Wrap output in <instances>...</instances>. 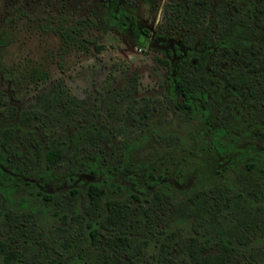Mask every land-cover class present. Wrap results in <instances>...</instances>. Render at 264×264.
Masks as SVG:
<instances>
[{
  "label": "rangeland",
  "instance_id": "1",
  "mask_svg": "<svg viewBox=\"0 0 264 264\" xmlns=\"http://www.w3.org/2000/svg\"><path fill=\"white\" fill-rule=\"evenodd\" d=\"M106 1L0 0V239L36 264H213L215 254L264 264V174L235 155L264 159V96L224 93L220 79L224 88H210L215 134L171 92L180 52L215 49L219 37L245 43L231 46L248 62L234 59L257 88L264 0H178L197 8L184 27L168 19L167 0H119L147 29L142 41L106 20ZM229 140L219 155L215 141ZM89 181L105 189L97 244L85 232Z\"/></svg>",
  "mask_w": 264,
  "mask_h": 264
},
{
  "label": "trees",
  "instance_id": "2",
  "mask_svg": "<svg viewBox=\"0 0 264 264\" xmlns=\"http://www.w3.org/2000/svg\"><path fill=\"white\" fill-rule=\"evenodd\" d=\"M119 0H107L105 5L107 7L105 18L110 21L109 23L114 26H119V20L121 16H127V13L122 7H120ZM168 2H171L172 15L168 16V19L172 22L180 21L181 26H194L197 21H194V13L197 9L193 6V1L182 2L178 0H167L164 4V12L167 11ZM199 2H201L199 0ZM168 3V4H167ZM73 29L80 33L82 31V25L77 27L72 26ZM191 35H184V37H190ZM217 36V35H216ZM65 38V37H64ZM180 40L184 38L180 37ZM191 38H194L191 36ZM217 46L215 49H202L197 53H193L191 58L187 54H181L178 62L176 75L173 78V88L171 89L174 94V105L178 109H182L191 114H197L198 116L203 117L204 126L206 130L213 131L215 134H219V128H215L216 125L212 120L211 112L212 106L210 102L211 92L210 88L214 87L219 88L223 87L222 78L226 79L228 85L225 87L224 93L230 91L231 88H241V92L247 98L254 97L259 94L264 96V75L259 78L258 87L254 88L253 78L250 76L249 72L251 69L247 67H242L239 62L235 61V54H238L240 60L245 61L246 63L249 60V53L245 50H237L233 46L236 44L244 45L243 41L238 39H222L218 38ZM89 41L88 38H86ZM142 41V40H140ZM233 45V46H231ZM192 59L194 60L192 62ZM224 64L225 70L223 75L226 77L213 76L211 74L216 73L218 67ZM186 65L190 66L189 69H185ZM205 65L208 66L210 73H207L205 70ZM224 88V87H223ZM215 130V131H214ZM224 143V142H223ZM217 143L215 141L214 150H222L226 146L227 141L224 144ZM56 153H59L53 148H48L45 151V157L48 161H53L56 157ZM85 157H90L93 159V155L87 152ZM253 166H257L253 161H249ZM249 162L247 163L248 166ZM87 201L83 208V212L86 218L85 228L88 241L91 244H97L98 240V228L97 224H101L102 220L107 216L103 215L104 208L102 205V198L105 192L103 184L100 181H89L85 186ZM43 197H48L44 193H41ZM108 206V202H104ZM112 206L110 205V207ZM165 242V241H164ZM161 242L158 246V251L160 255H163L169 249V243ZM67 244H71L70 241H66ZM39 258L45 257L40 253ZM225 255L215 254L213 257L215 260L212 261L213 264H227L223 261ZM39 258L36 259L40 263L42 262ZM79 264H90L85 260L84 256L79 257L78 259L74 258ZM104 261L109 264H130L127 260H122L119 258H114L112 261H109L108 257H105ZM57 263L56 259L51 257L47 264ZM0 264H36L35 261H28L22 254V252L14 245L11 241L6 239H0Z\"/></svg>",
  "mask_w": 264,
  "mask_h": 264
},
{
  "label": "flooded vegetation",
  "instance_id": "3",
  "mask_svg": "<svg viewBox=\"0 0 264 264\" xmlns=\"http://www.w3.org/2000/svg\"><path fill=\"white\" fill-rule=\"evenodd\" d=\"M122 25L128 26L129 29L131 30V32L135 35V37H137L139 39V41L140 40H143V38L145 39V38L148 37L147 29H145V28H138L137 25H135V23L133 21H131V18L128 15L125 16V17L124 16H121V19L119 20V26H122ZM181 54H185V53L184 52H180V55ZM180 55H179V57H180ZM178 59H177V62H178ZM193 61L194 60L192 59V62ZM177 62H176V66H177ZM173 78H172V85H173ZM172 88H173V86L171 87V89ZM232 142L233 141H231V140L227 141L226 146H224V148L222 150H218V154L221 155V152H223L224 149L227 148L228 146H231V143ZM235 155H236V159L237 160H241L242 165L246 169L251 170V171L256 170L257 172H260V173L264 174V159H263V157L259 153L252 152V153L246 155L243 151H239ZM233 157H229L230 162L232 161V158ZM249 161H253L254 163L257 164V166H253V164H251ZM248 162H249V165L250 166L247 165Z\"/></svg>",
  "mask_w": 264,
  "mask_h": 264
}]
</instances>
